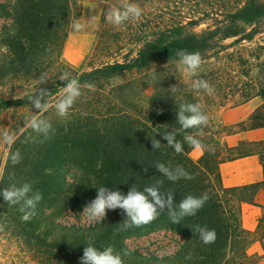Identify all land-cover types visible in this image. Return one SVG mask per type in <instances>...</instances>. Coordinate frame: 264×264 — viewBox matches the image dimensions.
Segmentation results:
<instances>
[{"label":"trees","instance_id":"1","mask_svg":"<svg viewBox=\"0 0 264 264\" xmlns=\"http://www.w3.org/2000/svg\"><path fill=\"white\" fill-rule=\"evenodd\" d=\"M130 2L141 6L142 18L116 27L106 22L109 7L104 9L94 55L109 59L78 71L61 61L69 22L79 14L71 0H0V18L7 20L0 27V86L6 81L19 84L13 95L0 96V116L10 114L4 130L16 137L12 145L5 143L0 189L28 182L33 192L43 195L27 222L21 219L19 205L8 206L0 196V225L4 226L0 236L17 241L41 264H81L88 243L101 251L111 246L127 253L125 264H264V206L253 230L242 224V205L256 204L257 192L264 190V140L240 141L233 147L224 140L264 126V107L235 124L215 122L220 109L255 97L264 99V0ZM120 4L115 0L111 5ZM179 49L201 54L203 63L196 76L187 79L181 74ZM43 72L49 79L38 85ZM64 72H71L82 85L89 82L95 87L82 89L70 114L60 118L54 105L65 86L59 79ZM201 78L215 87L213 96L190 89L192 80ZM148 87L152 95L148 106L142 107L137 98ZM39 88L50 95L44 98L49 109L38 113L28 98ZM181 103H200L209 116L205 135L199 139L214 152L205 151L197 160L191 157L194 148L185 144L178 154L162 139L163 132L180 129L176 114ZM33 116L51 121L50 138L28 126ZM192 133L178 131L176 139L183 141ZM152 138L161 140L160 149L152 150ZM17 150L22 160L13 165L9 155ZM249 156L259 158L263 180L225 187L220 166ZM155 162L182 166L195 178L171 182L154 167ZM157 180L164 181L161 191L174 192L176 203L188 194L204 192L210 200L178 224L165 211L146 226L118 232L125 219L120 209L108 211L102 223L76 220L96 197V187L127 193L131 186L142 190ZM196 225L215 229L216 242L204 245L191 230ZM162 231L173 242L171 252L166 245L149 249L154 244L151 237Z\"/></svg>","mask_w":264,"mask_h":264},{"label":"clouds","instance_id":"2","mask_svg":"<svg viewBox=\"0 0 264 264\" xmlns=\"http://www.w3.org/2000/svg\"><path fill=\"white\" fill-rule=\"evenodd\" d=\"M110 5V4H109ZM143 9L140 5L130 2V0H121L119 7L112 6L104 13L107 23L120 27L129 22H136L142 18ZM95 20V16L88 19L87 22L82 19H71L69 28L73 32L85 31L88 24ZM178 57L177 63L183 66L184 72L189 76H196L198 70L202 66V57L199 52H188L186 49L176 51ZM49 77L46 73H42L38 78V85L46 83ZM59 79L65 82L62 87V95L54 105L57 117L66 118L70 114V110L75 103L82 97V89L94 90V84L85 82L83 85L78 78H73L71 72H64ZM155 79V76H153ZM172 91H177V86L171 87ZM190 89L196 92H203L208 96L215 94V87L205 79H194L190 84ZM50 92L46 88H39L34 94L29 96L28 100L37 110L35 112H44L49 109L47 99ZM47 97L45 100L44 98ZM43 101V102H42ZM176 123L180 125V129H172L162 133V139L167 141V146L171 147L176 153H182L184 145L196 149L203 153L205 151L214 152V149L203 143L200 137L205 135L204 128L209 125V116L204 110V106L200 103H181L177 108ZM28 126L37 134H42L45 138H50L53 133L52 123L46 118L33 116L28 122ZM193 130L192 134L185 135L183 141L177 140L178 131L187 132ZM15 135L4 131L0 133V141L8 145L15 142ZM152 150L161 148V140L151 139ZM9 159L13 165L18 164L22 160V156L17 150L10 153ZM154 167L162 173L171 182H177L180 179H194L195 177L186 171L182 166L170 168L164 163H152ZM148 171L147 166L144 172ZM163 180H157L154 184L145 186L142 190L135 186L124 193L120 190H112L104 185L96 187L97 195L86 204L83 212L80 214L89 222L102 223L108 214V211L120 209L125 219L120 222L121 226L118 232L126 231L130 228H138L146 226L154 222L162 212H167L170 221L174 224L180 223L185 217L195 216L210 200L207 192L200 196L188 194L184 196L178 203L174 201L173 191H161ZM0 196L8 206L19 205V211L22 213L21 219L25 222L29 221L34 215L39 202L43 199L42 193L33 192V186L24 182L23 184H10L8 187L0 189ZM199 235V239L204 245H212L216 242L217 233L215 229H210L206 225H196L191 228ZM4 231V226L0 225V232ZM114 250L113 247H105L102 251L92 243L86 244L83 248V254L80 257L81 264H125L123 256ZM191 258L189 255L186 257Z\"/></svg>","mask_w":264,"mask_h":264},{"label":"rangeland","instance_id":"3","mask_svg":"<svg viewBox=\"0 0 264 264\" xmlns=\"http://www.w3.org/2000/svg\"><path fill=\"white\" fill-rule=\"evenodd\" d=\"M76 7L78 8L79 14L76 19H82L87 22L88 19H91L92 16H95V20L88 24V27L85 31L82 32H73L70 29L68 37L64 43L61 61L62 63L71 69L78 71H87L92 67L98 66L101 63L108 61L109 58L96 57L94 55L95 48L98 42V31L100 29V19L104 9L110 7L115 0H109L106 2L104 0H71ZM110 4V5H109ZM7 22L4 18H0V27L1 24ZM178 68L181 74L185 78H190L186 72L183 70V66L178 64ZM199 72V71H198ZM4 85L0 86V96L9 97L13 95L19 87L18 83H12V81H6ZM152 95V90L148 87L143 91L137 98V102L142 107H147ZM222 110V109H220ZM218 110L217 113L220 111ZM215 115V117H216ZM10 121V114L6 113L0 116V133L4 132L7 128V125ZM217 124V123H216ZM220 125V124H218ZM6 145L3 142H0V172L2 171L5 158H6ZM201 155V152L194 149L191 153V157L194 160H197ZM248 203H244L242 207ZM253 205V204H250ZM256 205V204H254ZM256 211V210H255ZM262 209H260L261 213ZM259 213V214H260ZM77 221L81 223H90L85 218H82L79 215V218H76ZM256 223V217H254V209L246 208L245 212L242 210V224L243 227L247 230H253ZM159 234V235H158ZM158 240L156 241V236ZM180 237V236H178ZM153 241V245L150 246V250H153L154 247L158 245H166L168 247L167 252L172 251L173 242L169 239H165L163 236V231L160 233H155L154 237H151L150 242ZM131 246L137 247L134 243L127 241ZM149 242H147L148 244ZM167 243H171L167 245ZM142 247V246H141ZM141 252H145V248L140 249ZM0 264H41L40 261L34 259V257L22 251L21 246L17 241L5 240L0 236Z\"/></svg>","mask_w":264,"mask_h":264},{"label":"crops","instance_id":"4","mask_svg":"<svg viewBox=\"0 0 264 264\" xmlns=\"http://www.w3.org/2000/svg\"><path fill=\"white\" fill-rule=\"evenodd\" d=\"M260 107H264V99L255 97L240 106L220 110L215 117V122L220 125L235 124L247 120ZM224 140L230 147L236 146L240 141H262L264 126L227 135ZM220 174L225 187L243 186L263 180V169L257 156L225 162L220 166ZM255 203L256 205L245 204L242 210L245 212L246 208L254 209V217L257 219L261 207L264 206V190L257 192Z\"/></svg>","mask_w":264,"mask_h":264}]
</instances>
